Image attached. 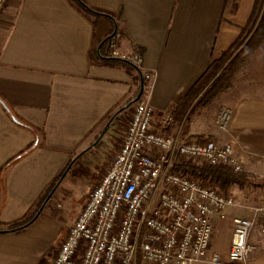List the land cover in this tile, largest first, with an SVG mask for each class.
<instances>
[{
  "label": "crops",
  "instance_id": "0c3cea01",
  "mask_svg": "<svg viewBox=\"0 0 264 264\" xmlns=\"http://www.w3.org/2000/svg\"><path fill=\"white\" fill-rule=\"evenodd\" d=\"M85 1L116 14V23L105 15L86 16L70 0H10L1 15L0 229L23 217L67 163L97 139L109 115L134 96L133 75L94 55L115 26L143 49L141 68L154 73L148 93L155 108L153 128L176 140L199 136L233 143L237 152L246 150L241 152L243 170L264 180V46L218 98L203 105L197 97L181 120L170 110L236 41L255 0H229L227 6L226 0ZM222 108L232 112L226 130L216 122ZM167 111L173 120L164 128ZM125 126L122 119L110 124L112 145L99 172ZM229 192L236 205L226 209L224 218H213L211 249L225 264L232 219L248 217L254 219L248 238L252 251L237 264H264V214L253 211L264 205V187L237 186ZM43 211L20 232H0V264L38 261L53 234Z\"/></svg>",
  "mask_w": 264,
  "mask_h": 264
},
{
  "label": "built area",
  "instance_id": "2783aa9c",
  "mask_svg": "<svg viewBox=\"0 0 264 264\" xmlns=\"http://www.w3.org/2000/svg\"><path fill=\"white\" fill-rule=\"evenodd\" d=\"M9 2L0 0V20ZM107 45L112 54L119 53L113 39ZM132 60L142 66V57ZM143 76L147 84L141 98L127 110L116 150L100 170L50 264L224 263L211 249L213 218L226 216V209L236 205L235 195L211 188L177 167L181 160L191 159L242 171L241 152L246 150L237 152L233 143L199 136L176 140L156 131L155 108L148 98L154 73L144 71ZM231 113L229 108L218 112L220 129H227ZM172 120V112H165L164 128ZM253 211L264 214V205ZM253 226L254 219L233 218L230 260L242 261L250 254Z\"/></svg>",
  "mask_w": 264,
  "mask_h": 264
},
{
  "label": "trees",
  "instance_id": "16d2710c",
  "mask_svg": "<svg viewBox=\"0 0 264 264\" xmlns=\"http://www.w3.org/2000/svg\"><path fill=\"white\" fill-rule=\"evenodd\" d=\"M82 13L86 16L90 14L105 15L110 17L116 23V14L106 9L92 6L85 0H70ZM229 0H226V6ZM113 39L115 41V48L119 51L118 54H112L110 51L108 41ZM107 47L105 49L104 47ZM264 46V0H255L250 17L247 24L243 27L240 35L236 41L226 50L219 59H214L204 74L192 86L188 94L181 98L178 102L171 106V111L176 114V117L181 120L197 97L199 103L207 105L216 98H218L226 89L230 88L234 82L236 74L245 66L250 57ZM122 54H127L128 58H124ZM143 49L133 44L130 38L115 26L100 45V51L94 52L95 57L99 58L102 64L117 66L125 69L132 74L134 81L137 84V89L134 96L127 102L129 104L135 98L140 90V83L143 80L144 85L147 80L144 78V70L141 66L133 62L134 56H142ZM126 109L121 110L113 119L111 124L116 120L123 122L125 118L121 117L126 113ZM123 107V106H122ZM121 107V108H122ZM116 111L109 115L110 120ZM32 131L35 129L21 120H17ZM108 132V130H107ZM98 138V136H97ZM31 144L22 150L19 154L10 159L14 161L21 157L24 153L29 151ZM71 161V160H70ZM55 177L52 183L44 190L38 201L31 207V209L21 218L7 224L6 228L0 229V232H20L30 226L34 221V217L43 204L44 200L53 189L68 164ZM203 184L211 188L229 192L234 187L261 186L264 187V180L257 179L248 172L235 171L232 167L226 164H211L208 162H197L191 159L181 160L177 167ZM52 198V197H51ZM50 201V200H49ZM48 204V203H47Z\"/></svg>",
  "mask_w": 264,
  "mask_h": 264
},
{
  "label": "rangeland",
  "instance_id": "374dc122",
  "mask_svg": "<svg viewBox=\"0 0 264 264\" xmlns=\"http://www.w3.org/2000/svg\"><path fill=\"white\" fill-rule=\"evenodd\" d=\"M215 108L216 105L213 104L209 107V110L213 111ZM123 115L124 114H122L121 117H123ZM127 115L128 114L125 115V118ZM117 122H119V120L115 121L116 124ZM109 132L104 135L102 140H100L96 146L85 152L74 162L46 205L43 214H46L51 219L49 223L51 226L53 225V234L51 235L50 240L48 238L46 248L41 252L39 259L35 264L50 263L53 252L59 245V241L65 235L67 228L74 223L81 207L87 199L90 189L95 181L97 182L102 158L112 145V140H109L111 134ZM55 228H59L57 231L58 233L56 234ZM230 243L231 238L229 247ZM237 262L240 261L230 260L227 254L226 263L237 264Z\"/></svg>",
  "mask_w": 264,
  "mask_h": 264
},
{
  "label": "water",
  "instance_id": "95a60500",
  "mask_svg": "<svg viewBox=\"0 0 264 264\" xmlns=\"http://www.w3.org/2000/svg\"><path fill=\"white\" fill-rule=\"evenodd\" d=\"M144 91V83L143 80H141L140 83V90L137 94V96L135 98H133L131 100V102L129 104L124 105L122 108H120L113 116L112 118L107 122V124L104 126V128L102 129L101 133L99 134L98 138L87 148H85L84 150H82L79 154H77L73 160L70 162V164L68 165L66 171L63 173V175L60 177V179L57 181V183L55 184V186L53 187V189L50 191V193L48 194V196L46 197V199L44 200L43 204L41 205V207L39 208V210L37 211L34 219L36 220L39 215L42 213V211L44 210V208L46 207L47 203L49 202V200L51 199V197L53 196V194L55 193V191L57 190L58 186L60 185L61 181L63 180V178L65 177V175L67 174L68 170L71 168V166L74 164V162L85 152H87L88 150H90L91 148H93L94 146H96L99 141L103 138V136L105 135V133L107 132L111 122L113 121L114 117L123 109H126L128 106L134 104L136 101H138Z\"/></svg>",
  "mask_w": 264,
  "mask_h": 264
}]
</instances>
